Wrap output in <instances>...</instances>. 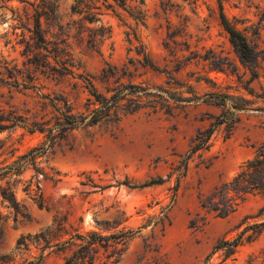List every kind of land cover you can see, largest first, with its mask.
<instances>
[{
	"label": "rangeland",
	"instance_id": "374dc122",
	"mask_svg": "<svg viewBox=\"0 0 264 264\" xmlns=\"http://www.w3.org/2000/svg\"><path fill=\"white\" fill-rule=\"evenodd\" d=\"M34 1L38 0H11L0 7V59L16 66L18 81L28 86L0 83L1 112L15 111L29 122L51 120V125L57 111L50 98L67 99L75 112L92 108L83 77L95 76V86L106 93L107 84L96 79L106 63L127 69L121 83L131 81L149 91L136 112L120 113L117 123L102 120L74 128L38 159L53 178L42 184L43 207L23 190L32 169L16 177L20 181L14 188L16 200L26 207L25 216L16 219L0 194V264H58L64 254L56 250V243L78 231L104 230L107 221L109 231H137L117 264H264V192L249 194L226 217L200 205L202 196L230 181L264 144V110L239 112L234 124L219 125L210 147L192 155L182 174L174 171L197 129L221 113V107L185 99L195 93H228L264 108L262 99L242 87L250 73L220 24L219 2L126 0L119 6L113 0H85L98 6L94 11L108 32L91 48L87 39L97 26L82 19L84 12L71 14L73 0H58L63 23L77 22L69 32L68 46L59 43L74 64H68L71 73L60 75L36 68L23 54L22 39L29 33L23 34L15 18L25 10L33 13ZM220 1L227 19L239 29L257 26L264 10V0ZM42 27L48 29L44 22ZM56 32H46L47 39L65 37L58 39ZM258 41L264 48L262 26ZM213 54L231 64L225 70L214 68ZM39 59L59 66L51 56ZM144 60L154 67L142 64ZM249 85L257 94L264 92V59ZM119 103L128 105L126 100ZM43 141L42 132L21 124L0 130V164H10ZM160 179L163 182L144 185ZM2 186L6 179H0ZM191 219L200 226L190 227ZM236 239L239 244L228 252L226 242Z\"/></svg>",
	"mask_w": 264,
	"mask_h": 264
},
{
	"label": "trees",
	"instance_id": "16d2710c",
	"mask_svg": "<svg viewBox=\"0 0 264 264\" xmlns=\"http://www.w3.org/2000/svg\"><path fill=\"white\" fill-rule=\"evenodd\" d=\"M11 0H0V7H7ZM23 1V0H22ZM74 3L70 6L71 14L82 13L83 20L90 24H95L97 27L91 28L87 44L91 48H95L98 42H102L108 34L105 28L100 24L97 17L98 12L95 3L84 2L85 0H73ZM119 6H125L126 0H113ZM220 24L226 32L229 42L231 43L242 66L250 73V78L243 84V89L250 95L260 98L264 101V92L257 94L249 83L258 77V66L260 60L264 59V48L259 44L260 29L264 27V10L261 14L257 26L251 25L248 28L239 29L232 24L225 16L220 0ZM142 3L143 0H140ZM33 7V13L24 11L21 16H16L19 27L29 33L28 39L23 37L22 42L25 44L23 54L28 56V63L33 64L36 68L39 66L46 67L53 73L65 75L71 73L74 64L68 60L67 56L70 53L66 47H60L59 43H66L68 46L69 32L77 22L71 20L63 23V15L60 12V3L58 0H38L30 3ZM140 13V12H139ZM140 19V16H134ZM47 25V30L42 27V23ZM51 29H57L53 33L60 41H51L46 37V32ZM249 29V30H247ZM83 30L79 29V33ZM251 34L249 35V32ZM45 51V54L41 53ZM212 53V52H211ZM33 55L30 57L29 55ZM40 56H51L55 63L59 66H52L47 59L42 61ZM208 57V56H207ZM148 60H144L142 64L153 66ZM214 68L225 70L226 64H231L226 58L213 54L210 62ZM19 72L16 66H10L9 62L2 58L0 59V83L11 86L28 87L25 83L18 81ZM127 69L119 68L117 65L106 63L100 75L96 78L100 82L106 83V93L100 92L95 86L93 79L95 76L88 75L83 77L84 86L87 88L90 97L87 99L88 106L83 112H75L74 107L67 99L59 98L49 99L51 105L56 109L55 121L50 125L51 120L43 122H29L28 118L10 111L4 114L0 109V130H8L16 125L21 124L30 131L38 130L44 134V141L41 145L33 147L25 153L19 155L10 164H0V179H6V186L0 188V194L10 206L14 209L15 218L18 215L25 216V206L20 205L15 196V185L20 179H16L28 169H32L33 173L30 179L25 183L23 190L30 196L31 200L39 207L44 206V196L42 184L46 179H53L47 172L40 167L39 158L54 150L62 138L74 128L80 126H91L101 122L102 120L117 123L120 120L121 114H130L136 112L142 107L141 97L145 96L149 89L139 84L129 81L126 84L120 82L122 76H125ZM28 77V76H27ZM113 82V85L110 83ZM126 100L128 105L120 107V101ZM193 102L204 104H213L221 107L219 115H212V121L208 126L199 127L191 139L189 149L185 158L180 160V163L174 167V171L182 174V170H186L188 159L203 150H206L211 145V137L216 128L223 124H234L239 116V112L249 110H264L261 106H251L253 101L250 99L234 96L228 93L206 92L203 95L193 94L192 98L185 99ZM121 111V112H119ZM241 170L230 180L217 186L210 194L202 196L200 205L207 212H214L218 217H226L234 212L245 198L256 192H264V144L258 147L256 155L253 159L248 160ZM14 177L13 183L10 178ZM163 182L161 180H152L144 185ZM163 221V219H162ZM104 230L91 229L84 232H75L66 240L55 244L56 250L64 254L62 260L58 264H117L124 253L127 243L135 235L137 231L133 229L122 228L118 231H109V222L107 221ZM197 220H190V227H199ZM3 234V225L0 223V239ZM230 248L228 252H233L239 244V240L226 242Z\"/></svg>",
	"mask_w": 264,
	"mask_h": 264
}]
</instances>
